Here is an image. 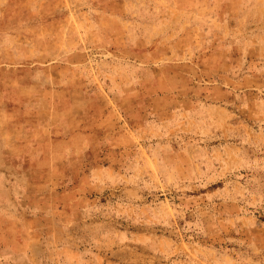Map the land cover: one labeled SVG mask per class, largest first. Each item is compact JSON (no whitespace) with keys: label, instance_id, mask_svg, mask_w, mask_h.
<instances>
[{"label":"rangeland","instance_id":"obj_1","mask_svg":"<svg viewBox=\"0 0 264 264\" xmlns=\"http://www.w3.org/2000/svg\"><path fill=\"white\" fill-rule=\"evenodd\" d=\"M0 264H264V0H0Z\"/></svg>","mask_w":264,"mask_h":264}]
</instances>
